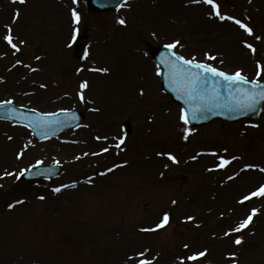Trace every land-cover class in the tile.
Returning a JSON list of instances; mask_svg holds the SVG:
<instances>
[{
  "label": "rangeland",
  "instance_id": "1",
  "mask_svg": "<svg viewBox=\"0 0 264 264\" xmlns=\"http://www.w3.org/2000/svg\"><path fill=\"white\" fill-rule=\"evenodd\" d=\"M121 8L93 15L84 0H0V102L85 117L79 130L43 143L0 122V144L10 145L0 167V264H264V173L247 167L264 146V104L249 120L189 127L150 58L171 45L192 62L264 82V0H128ZM80 35L88 44L79 59ZM136 59L154 72L160 99L142 87L143 73L124 68ZM88 66L109 71V90L137 98L89 110L92 90H81ZM14 129L25 133L16 145ZM80 131L118 148L84 160L89 150L69 142ZM39 162L59 164L61 175L20 182ZM122 163L128 170L113 171ZM81 186L82 195L69 193Z\"/></svg>",
  "mask_w": 264,
  "mask_h": 264
},
{
  "label": "water",
  "instance_id": "2",
  "mask_svg": "<svg viewBox=\"0 0 264 264\" xmlns=\"http://www.w3.org/2000/svg\"><path fill=\"white\" fill-rule=\"evenodd\" d=\"M122 0H88V7L93 11L104 12L108 10H113L114 7L119 4ZM160 68H162V82L164 90L169 93L174 101L181 104L184 109L185 119L192 125H201L209 122L212 118H221L224 120H235L243 117H251L257 113L258 103L264 100V86H251L254 90L257 91L255 98L251 99L250 97L246 100V106L251 105L252 108L243 111L238 109L236 111L231 110L223 106L224 104L217 101L211 104L205 103L209 99L208 95L194 93L190 91V87L193 88L198 85V81L195 77L197 74H194L191 66L188 64H183L180 60L173 57L170 51L161 50L158 53L156 52L153 57ZM186 69V70H182ZM209 71H204L202 74L203 77L206 76V73ZM237 81V79H236ZM250 87V86H249ZM250 87V88H251ZM243 90V89H242ZM221 98L223 97L219 94ZM209 102V101H207ZM236 104L235 102H233ZM250 104V105H249ZM197 109L200 110V113L196 115ZM71 114H62L60 116L46 117L47 119L51 118H66L67 121H72L73 117H70ZM79 121V119H75ZM53 126L47 129L52 133Z\"/></svg>",
  "mask_w": 264,
  "mask_h": 264
},
{
  "label": "bare ground",
  "instance_id": "3",
  "mask_svg": "<svg viewBox=\"0 0 264 264\" xmlns=\"http://www.w3.org/2000/svg\"><path fill=\"white\" fill-rule=\"evenodd\" d=\"M105 55H107L108 57H112L111 60L114 59V50L110 47H107V49L104 51H102ZM223 56L227 57V53L223 54ZM218 59H222V58H218ZM217 61V60H216ZM141 63V60L139 59H136V61L133 62V65L135 66H130V65H125L124 68H126V70L128 69V71H133L134 72H138L139 74L143 73V69H140L142 68V65L140 64ZM149 67V66H148ZM149 69V68H148ZM98 72H100L99 74H90V75H87V78L89 81H87L89 84L87 86V88L85 89V94L88 93V91L92 92V94L94 95V98H89L87 97L88 99V102H84L87 104V107L90 108L91 111H98L99 107H106V111L109 112V110H111V108L115 105L114 104V101H117L118 99H120V104H127L130 99H134V98H137V96H134V95H125V96H122L121 94H119L118 92L116 91H113V90H109L108 89V86H109V83L107 81V83H105L104 81H102L104 79V77H107L108 75H111L108 71V73L106 71H104V68L100 69V70H97ZM86 73V72H85ZM149 73L153 74L154 72L153 71H148V75L144 74L142 75V78H140L142 80V87H145L146 89H148V92H150V95H155L157 96L159 99H160V96L161 94H159V92L155 89V83H156V80L154 78H152L151 76H149ZM154 85V87H152ZM141 89L140 91L141 92H144V88H139ZM102 96L104 97L102 99V101H99L101 100ZM139 97H143V98H147V94H142L141 96ZM93 100H97L99 101L98 105L97 102H94ZM113 102V103H112ZM138 102H141L140 100ZM113 104L112 106H107L109 104ZM98 106V107H96ZM168 115V114H167ZM175 125V123H174ZM258 130V128H256ZM15 133V137L11 140H8V141H15V145L17 144L16 140L17 138H19L18 136H25V133L22 131V130H19V129H14V130H11ZM259 131V130H258ZM260 132L264 134V128H260ZM78 138V139H75V138ZM76 137H73L72 139H75L72 141V143H75L78 147H86L89 151L87 153H84V160L85 158H88L90 160H96V159H99L103 156H105L104 154H106L107 152H109V154H114L113 150H115L116 148H118L116 142L114 143V145H111L112 147H109L107 144V140L106 142L105 141H99V140H94L92 138H88L87 137V132L85 131H80L79 134L76 135ZM105 142V143H104ZM8 143V142H7ZM95 144H102V149H96L94 150L95 148L94 145ZM108 144H111V143H108ZM7 144H4V145H1L0 144V167H2V161L4 160H7L6 157H5V153H6V150L8 149L6 146ZM23 144L21 143L20 146H22ZM91 148H93V150H90ZM87 159V161H89ZM248 164H247V167H248V171L249 170H255V167L257 169V171L259 173H264V146L262 148V151L256 155L255 157H251L248 159ZM84 163V162H83ZM256 166H254V165ZM122 171H126L128 170L127 169V164L124 168L121 169ZM81 172V171H79ZM84 172V170L82 171V173ZM256 172V173H251V175H249L247 181L245 182H242L243 184H248L246 189L247 188H250L253 184V182H257L259 179H260V174ZM250 174V173H249ZM3 176L0 175V178ZM233 187L235 188L236 186L233 185ZM237 188V187H236ZM86 189V187H79L77 188V191L74 192V191H70L69 193H75V194H81L82 195V192ZM74 195V194H73ZM245 197H244V202H247L249 199H251L250 197L252 196V193H248V194H244ZM240 198V197H239ZM260 203L264 204V201L263 200H260ZM20 207H18V209H15V210H19ZM15 213V212H14ZM8 215V214H6Z\"/></svg>",
  "mask_w": 264,
  "mask_h": 264
}]
</instances>
